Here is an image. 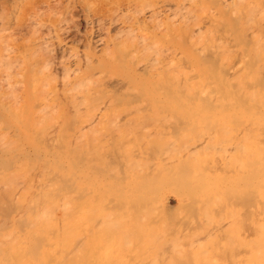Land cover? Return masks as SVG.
<instances>
[{"label":"bare ground","instance_id":"6f19581e","mask_svg":"<svg viewBox=\"0 0 264 264\" xmlns=\"http://www.w3.org/2000/svg\"><path fill=\"white\" fill-rule=\"evenodd\" d=\"M20 1L0 0V264H264V0H86L100 55L39 66Z\"/></svg>","mask_w":264,"mask_h":264},{"label":"rangeland","instance_id":"374dc122","mask_svg":"<svg viewBox=\"0 0 264 264\" xmlns=\"http://www.w3.org/2000/svg\"><path fill=\"white\" fill-rule=\"evenodd\" d=\"M68 1V2H67ZM126 1H128V0H121L120 1V3H125ZM178 1H179V3H178ZM192 0H190V1H188V0H140L139 2H138V4L139 3H141L142 2V4H139L138 5V9L141 11L142 9L144 10L145 9V11H147V9L149 10V8L151 7H153V5H158V4H160V5H162V4H165V5H169V4H172V5H170L173 9H175V7L177 8V7H182L183 8V10L185 9V8H187V5H189V3L191 2ZM29 2H31V3H29ZM178 4H177V3ZM187 2V3H186ZM22 3V4H21ZM24 3V4H23ZM58 3V4H57ZM60 3V4H59ZM100 2L97 0V4H99ZM105 4H110V3H106V2H104ZM151 3V4H150ZM175 3V4H174ZM56 4V5H55ZM104 4V5H105ZM22 5V6H21ZM28 5V6H27ZM102 5H103V2H102ZM103 5V6H104ZM141 5V6H140ZM152 5V6H151ZM176 5V6H175ZM182 5V6H181ZM34 6V7H33ZM51 6H54V7H51ZM183 6H185V7H183ZM51 7V8H50ZM64 7V8H63ZM101 8V6H100V4H99V6L97 5V10H96V12L97 13H99L100 12V8ZM22 8V9H21ZM28 8V9H27ZM30 8V9H29ZM54 8V9H53ZM86 8V9H85ZM171 8V10L172 11H170V12H166L165 14H162V16L160 15V18L158 19V21H159V26H162V27H159V37H160V39L164 36V35H166V33L169 35V34H172V31L174 30H176V28L178 27V26H182L183 25V23L181 24V20H179V19H182V18H180V14H177V12H178V10L176 9L175 10V12L173 11V9ZM5 11H7L8 10V5H6L5 6ZM45 9H46V11H45ZM89 9V10H88ZM16 10H17V12H16V19L18 20H16V23H17V30L15 29V49H16V52L15 53H17L16 55H17V61L19 62V60L21 59L22 60V56L26 53V51L28 52V49L27 48H30L29 47V40H27V39H29L30 38V36H31V34H32V30L31 29H33L32 28V26L33 27H35V30L37 31V32H39V34L37 33V35H41V36H43L44 37V40L46 39L47 41H45V44L43 45V48H42V45L40 46V52L39 51H37V53H35V55H34V57H33V59H34V61H35V63L37 64V66H39V65H42L43 63H44V61H47V60H50V61H53V64H54V61H58V60H56V59H58L59 57H62L63 56V60L65 61V63L67 64V65H70V64H73V63H75L76 61H77V63L81 60V61H84L83 59H84V57L86 56L87 57V55L88 56H95L96 55V57H98L99 55H100V52L98 51V48H95L94 47V45H93V39H94V37L96 36V34L98 33L99 34V31H97V26H94V25H91V23H90V20L88 21V19H90V17H92V15L94 14L93 13V11L91 10V8H89L88 7V5H87V2H86V0H22V1H20V4L18 3V6L16 7ZM20 10V11H19ZM51 10H52V12H51ZM142 10V11H143ZM181 10V9H180ZM38 12V13H41V16H42V18L40 17V20L42 19V20H44V21H40V25H32V20L34 19L33 17H34V15H35V12ZM45 11V12H44ZM55 11V12H54ZM177 11V12H176ZM27 12V13H26ZM36 12V13H37ZM51 12V13H50ZM72 12V13H71ZM101 12H102V10H101ZM22 13V14H21ZM31 13V14H30ZM45 13V14H44ZM68 13V14H67ZM93 13V14H92ZM179 13V12H178ZM174 14V15H173ZM24 15V16H23ZM32 15V16H31ZM58 15V16H57ZM88 15V16H87ZM29 16H31V18L29 17ZM47 16V17H46ZM54 16V17H53ZM168 16V17H167ZM171 16H172V18H171ZM182 16V15H181ZM24 17V18H23ZM52 19H51V18ZM68 17V18H67ZM100 17H101V14H100ZM177 17V18H176ZM33 18V19H32ZM50 18V19H49ZM65 18V19H64ZM102 18V17H101ZM169 18H171V19H169ZM29 19V20H28ZM31 19V20H30ZM45 19H48V20H46L45 21ZM168 19V20H167ZM176 19H178V20H176ZM28 20V21H27ZM53 20V21H52ZM49 21V22H48ZM29 22V23H28ZM43 22H45V23H43ZM59 22H62L61 24L59 23ZM169 22V23H168ZM171 22V23H170ZM180 22V23H179ZM25 23V24H24ZM57 23L58 24H60L59 26H63V28H65L66 29V33H68V34H66V35H62L61 33H59L58 31V33L55 31L56 29H55V25H57ZM68 23V24H67ZM175 23V24H174ZM181 24V25H178V24ZM20 24V25H19ZM29 24V25H28ZM31 24V25H30ZM44 24V25H43ZM168 24V25H167ZM171 24V25H170ZM173 24V25H172ZM25 25V26H24ZM177 25V26H176ZM29 26V27H28ZM30 26H31V28H30ZM149 26H150V24H149ZM169 26H170V28H169ZM176 26V27H175ZM26 27V28H25ZM40 27V28H39ZM52 27V28H51ZM57 27V29H58V25L56 26ZM70 27V28H69ZM165 27V28H164ZM183 27V26H182ZM20 28V29H19ZM38 28H39V30H38ZM163 28V29H162ZM172 28H174V29H172ZM55 29V30H54ZM27 30H29V31H27ZM43 30V31H42ZM68 30V31H67ZM31 31V32H30ZM54 31V32H53ZM161 31H163V32H161ZM165 31V32H164ZM90 32V33H89ZM165 33V34H164ZM58 34V35H57ZM48 35V36H47ZM94 35V36H93ZM29 36V37H28ZM61 36V37H60ZM17 37V38H16ZM172 36L170 35V39L168 38H162L163 40H164V42L163 41H161L162 42V44H165V45H163V46H161L162 44H160V46L161 47H163L164 48V46L166 47L167 46V44H169L168 46H170V47H172V48H174L175 47V49H176V52H177V50L181 47L180 45H178V44H175L174 45V39L173 38H171ZM25 38V39H24ZM56 38V39H55ZM62 39V44L64 45V46H66V50L63 52V53H60L59 51H57V48H55V45L54 44H56V41L58 40V39ZM166 39V40H165ZM171 39L174 41H171ZM177 40V39H176ZM178 40H179V38H178ZM177 40V41H178ZM28 41V42H27ZM168 41H170L169 43H167ZM176 41V42H177ZM180 41V40H179ZM178 41V42H179ZM182 41H183V39H182ZM166 42V43H165ZM175 42V43H176ZM26 43V44H25ZM52 43H54V44H52ZM50 44V45H49ZM86 44H87V46H86ZM90 44V45H89ZM27 45H28V47H27ZM52 45H53V49L51 48L52 47ZM85 45V46H84ZM173 45V46H172ZM26 46V47H25ZM51 46V47H50ZM167 46V47H168ZM25 47V48H24ZM176 47H178V49L176 48ZM24 48V49H23ZM44 48H46V50L44 49ZM74 48V49H73ZM95 48V49H94ZM182 48H183V46L180 48L181 50H182ZM44 49V50H43ZM47 49H49L48 51H47ZM68 49V50H67ZM166 49V48H165ZM168 49H169V47H168ZM171 49V48H170ZM180 49H179V51H180ZM183 50H185V48L183 49ZM96 51H98V52H96ZM20 52V53H19ZM75 52V53H74ZM77 52V53H76ZM24 53V54H23ZM40 53V54H39ZM79 53V54H78ZM96 53V54H95ZM97 53H98V55H97ZM23 54V55H22ZM80 57V60H77V58L79 59V57H77V55ZM66 55V56H65ZM70 55H71V57H70ZM54 56V57H53ZM56 56V57H55ZM73 56V57H72ZM76 56V57H75ZM83 56V57H82ZM20 57V58H19ZM46 58V59H44V58ZM58 57V58H57ZM70 59H74V60H69L68 58ZM93 57H91V59L93 58ZM95 57V58H96ZM50 58V59H49ZM52 58V59H51ZM56 58V59H55ZM66 58V59H65ZM89 58V57H88ZM19 59V60H18ZM54 59V60H53ZM60 60V59H59ZM68 60V61H67ZM71 61V62H70ZM75 61V62H74ZM21 63L23 62V61H20ZM43 62V63H42ZM69 64H68V63ZM20 63V64H21ZM42 63V64H41ZM17 64V63H16ZM19 64V65H20ZM22 66V65H21ZM20 66V67H21ZM17 68V67H16ZM18 68H19V66H18ZM22 68V70L21 69H19V70H17L16 72H18V71H20V74L19 73H17L18 75H22V77L20 76V78L22 79L23 78V74L21 73V71H23V67H21ZM16 70V69H15ZM62 74H58L55 78L56 79H54V80H52L51 79V81H50V85H49V87H46V85L44 86V88L42 87V91H44L45 90V88H47V91H46V93L48 92V88H51L52 89V87L54 86V84L55 85H57V82L64 76V74L61 76ZM61 76V77H60ZM17 78V77H16ZM19 78V77H18ZM17 78V79H18ZM20 79H18V83L19 82H23V79L22 80H20ZM56 80V81H55ZM49 81L47 82V83H49ZM46 82V81H45ZM17 83V84H18ZM21 85H23V84H21ZM18 86V85H17ZM54 87H56V86H54ZM16 88V94L18 95V93H19V96H20V94L22 95V93H24V89H23V87L22 86H20V84H19V87H15ZM22 88V89H21ZM21 90V91H19V90ZM50 89V90H51ZM24 90V91H23ZM49 90V91H50ZM17 91H19L18 93H17ZM51 91H54V89H52ZM26 92V91H25ZM45 92V91H44ZM44 92H42L41 93V91H39L37 94H39V93H41L42 94V96H43V94H44ZM55 92V91H54ZM15 94V95H16ZM25 94V93H24ZM23 94V95H24ZM36 94V95H37ZM41 94L40 95H38L39 97H42L41 96ZM16 95V96H17ZM22 95V96H23ZM19 96H18V99H20L19 98ZM21 96V97H22ZM23 98V97H22ZM24 99V98H23ZM21 100V99H20ZM23 101V100H22ZM19 103H21V101H19ZM19 103H18V105H19ZM20 105H22V104H20ZM20 107L21 106H19V113L21 114V112H20ZM23 110H24V108H22ZM34 109L36 110V107H34ZM32 110V111H35V110ZM56 109V108H55ZM54 109V110H55ZM59 109V108H58ZM31 111V112H32ZM55 111H57V114H58V111L59 110H55ZM54 111V112H55ZM38 112V111H37ZM36 111L35 112H33V114L34 115H36L35 113H37ZM53 112V113H54ZM41 114V113H40ZM31 115H32V113H31ZM33 115V116H34ZM170 198V197H169ZM170 201V202H169ZM168 202L170 203V205H173L174 204V202H173V200H172V198L169 200ZM175 207V205L172 207V208H174Z\"/></svg>","mask_w":264,"mask_h":264}]
</instances>
